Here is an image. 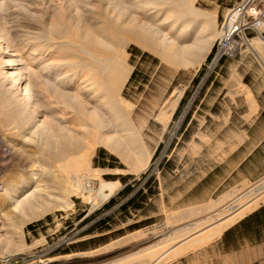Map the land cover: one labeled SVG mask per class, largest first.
Segmentation results:
<instances>
[{
	"label": "rangeland",
	"instance_id": "374dc122",
	"mask_svg": "<svg viewBox=\"0 0 264 264\" xmlns=\"http://www.w3.org/2000/svg\"><path fill=\"white\" fill-rule=\"evenodd\" d=\"M68 1L80 4L11 0V8L0 13V27L49 36L50 22ZM243 1H196L198 9L212 15L217 30L198 70L135 41L122 44L123 53L113 52L115 66L128 67L120 94L133 105L132 134L149 161L135 171L117 147L98 145L91 166L102 171L103 184L96 181L85 197L71 196L69 206L59 198L53 148L37 141L21 147L23 118L12 117L10 110L17 106L0 88V264H141L125 259L149 245L167 244L175 234L182 236L170 245L206 229L264 189V64L258 58L264 57V42L259 55L248 46L259 34L264 37L255 24L264 22V0H254L238 14L236 24L246 23L235 35L240 48L205 71L228 15ZM110 38L121 42L120 35ZM71 48L75 53L77 48ZM84 60L100 62L98 54H84ZM35 179L52 205L25 220L5 190L19 184L33 189Z\"/></svg>",
	"mask_w": 264,
	"mask_h": 264
},
{
	"label": "bare ground",
	"instance_id": "6f19581e",
	"mask_svg": "<svg viewBox=\"0 0 264 264\" xmlns=\"http://www.w3.org/2000/svg\"><path fill=\"white\" fill-rule=\"evenodd\" d=\"M77 1L80 4L68 1L60 8L58 16L50 22L53 28L49 29V36H40L28 29L20 34L12 26L0 27V88L4 98L17 106L10 110L12 117L23 118L21 147L26 142L37 141L42 147L53 148L51 157L60 173L59 198L65 206L72 204L70 197L73 195H90L96 181L103 184L102 171L91 166L98 145L117 147L123 157L133 161L135 171L149 161L132 134L133 105L120 94L128 67L115 66L113 52H122V44L135 41L145 48L158 50L164 59L178 60L198 70L217 34L212 15L198 9L197 0ZM10 3L11 0H0V13L10 9ZM240 9L244 10L241 7L228 15V32L224 33L227 38L232 33L242 32L246 25L235 26ZM255 24L264 30V22ZM113 35H120L123 42L114 44L110 38ZM262 42L264 37L259 34L248 41V46L259 55ZM240 45L238 43L236 48ZM71 47L77 48L75 53ZM87 53L98 54L101 63L93 65L94 60L87 63L84 60ZM258 58L264 64L263 55ZM181 93L173 100L172 111ZM35 182L33 189L19 184L5 190L13 197V208H19L25 220L43 215L52 205L45 201V186L41 180ZM262 203L264 189L206 229L170 245L182 236L175 234L170 237L171 242L149 245L128 255L125 262L165 264L213 240L228 225Z\"/></svg>",
	"mask_w": 264,
	"mask_h": 264
},
{
	"label": "crops",
	"instance_id": "0c3cea01",
	"mask_svg": "<svg viewBox=\"0 0 264 264\" xmlns=\"http://www.w3.org/2000/svg\"><path fill=\"white\" fill-rule=\"evenodd\" d=\"M171 264H264V203Z\"/></svg>",
	"mask_w": 264,
	"mask_h": 264
},
{
	"label": "built area",
	"instance_id": "2783aa9c",
	"mask_svg": "<svg viewBox=\"0 0 264 264\" xmlns=\"http://www.w3.org/2000/svg\"><path fill=\"white\" fill-rule=\"evenodd\" d=\"M254 0H244L238 7L239 8H244V10L248 7L251 6V4L253 3ZM236 9V10H237ZM247 9L245 11H247ZM241 10L239 11V14L244 11ZM238 17V16H237ZM237 20L235 21V26H238L236 24ZM223 35H221L216 43V46L214 48V50L211 52V55L209 56V61L206 64V68L205 71L208 72L210 70H213L219 63L220 61L225 57V56H231L234 51L236 50V45L239 43L238 41H236L235 39V35L238 33H232L230 37H226L224 35V33L228 32V28L226 27V25L223 27Z\"/></svg>",
	"mask_w": 264,
	"mask_h": 264
},
{
	"label": "trees",
	"instance_id": "16d2710c",
	"mask_svg": "<svg viewBox=\"0 0 264 264\" xmlns=\"http://www.w3.org/2000/svg\"><path fill=\"white\" fill-rule=\"evenodd\" d=\"M183 101H184V100H183ZM183 101H182V102H183ZM177 114H178V111L176 112L175 116H176Z\"/></svg>",
	"mask_w": 264,
	"mask_h": 264
}]
</instances>
